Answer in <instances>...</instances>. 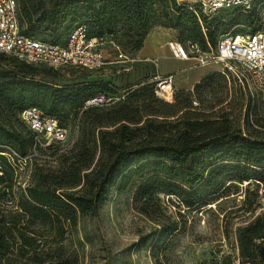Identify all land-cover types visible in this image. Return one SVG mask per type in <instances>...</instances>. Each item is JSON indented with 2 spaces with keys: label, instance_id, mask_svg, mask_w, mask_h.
<instances>
[{
  "label": "rangeland",
  "instance_id": "374dc122",
  "mask_svg": "<svg viewBox=\"0 0 264 264\" xmlns=\"http://www.w3.org/2000/svg\"><path fill=\"white\" fill-rule=\"evenodd\" d=\"M194 9L202 34V39L195 41L205 58L215 50L222 33L258 29L263 23L264 0H256L251 9L232 6L209 15L197 5ZM225 22L230 23L226 31L223 28ZM207 26H215V44L207 36ZM186 34L181 27L155 24L148 30L144 41L149 38L155 43H163L174 38L187 48L192 40L186 39ZM35 36L41 38L43 33L37 31ZM103 39L102 47L109 58L117 54L116 46L133 55L136 52L125 43L126 38H121L120 43L109 37ZM157 63L160 72L176 68L177 78L182 75L193 77L204 70L206 75L189 89L172 85V96L164 98L154 89L150 93L147 87L133 91L137 86L155 83L151 79L156 73L153 61L138 60L129 65L109 63L99 70L66 66L54 68L46 75L19 73L20 80H38L53 86L97 80L104 86L102 92H108L113 100L103 105V110L85 104L77 109L67 106L59 110L68 136L66 140L50 145L44 146L41 140L42 145H39L36 135L31 130L28 134L24 123H13V130L23 139V155L19 153L22 149L19 141L8 137V125L0 129V149L4 152H0V174L3 177L0 182V218L11 227L13 237L9 238L15 247L6 263L28 262L31 252L25 253L19 248L22 241L18 235L22 227L26 235L37 237V249L48 258L46 264H261L259 261L250 263L240 256L238 228L264 216V164L251 160L253 155H264V105L259 100L251 104L248 93L221 73V64L217 61L183 68L160 56ZM5 67L6 63L0 57V70ZM16 87L11 90L13 94H17ZM119 104H124L126 110L131 109V105L138 106L139 112L134 118L144 111L166 114L157 118L165 120L167 127L176 119L177 116L172 114L181 105L187 107L178 112V116L185 112L186 117L194 120L217 121L215 135L208 137L203 134L205 131L194 135L203 136L200 142L207 143L206 149L189 160L192 163L202 156L195 162L200 175L187 184L178 176L157 172L155 176H159L163 189L145 203L134 185L123 191L107 187L98 208L90 207L72 212L68 217L62 216L61 222L54 224V230L53 225L41 224L34 217L27 187L40 175L48 177L63 171L67 175L70 164L79 158L81 152L84 153L83 160L91 161L83 167L78 165L80 179L76 181L81 185L86 180L84 174L87 171L89 179L99 155V131L109 127V112ZM23 107L16 109L17 116ZM251 144L252 151L248 147ZM74 188L63 187L62 190ZM62 223L63 230L55 229ZM255 242L264 244V239Z\"/></svg>",
  "mask_w": 264,
  "mask_h": 264
},
{
  "label": "trees",
  "instance_id": "16d2710c",
  "mask_svg": "<svg viewBox=\"0 0 264 264\" xmlns=\"http://www.w3.org/2000/svg\"><path fill=\"white\" fill-rule=\"evenodd\" d=\"M17 14L23 33L36 37L35 32L39 31L43 36L37 38L59 44H63L71 30L79 24L85 25L90 37H109L118 43L121 38H126L125 43L134 51L143 45L148 30L155 24L181 27L187 31L185 38L188 40L202 39L197 11L178 4L176 0H17ZM229 26L230 23L225 22L224 31L228 30ZM213 28L207 26V36L210 42L215 44L216 30ZM128 54L132 56L131 53ZM0 57L6 63V67L0 70V129L3 130L4 126L8 125V137L22 145L20 155L24 154L23 139L13 130V123L20 125L23 122L19 115L17 116L16 109L36 105L45 113L55 115L65 126L59 110L66 109L67 106L69 109L80 108L85 99L104 90L102 83L97 80L81 81L71 86H53L38 80H20L19 73L46 75L51 74L54 68L30 64L4 53H0ZM147 78L149 77H145ZM153 84L155 83L149 82L137 86L133 91L147 87L151 93L155 89ZM15 87L18 88L17 94L11 92ZM119 105L113 112H109L107 117L110 123L108 126L111 128L106 127L99 131V155L89 179L87 171L84 174L86 180L81 185L76 181L80 179L78 171L81 169L78 165L83 167L91 161L83 160L84 153L81 152L79 158L70 164V172L67 175H64V171L50 174L48 177L40 175L27 187L32 198L34 217L41 224L47 223L51 227L53 225L54 230V224L61 222L62 216L68 217L72 212L84 211L90 207L98 208L107 187L123 191L134 185L136 193L140 194L145 203L155 192L163 189L159 176H155L157 172L172 177L178 176L187 184L200 175L195 162L202 159V156L192 163H189V160L206 149L207 143L200 142L203 136L194 135L204 131L203 134L208 137L215 135L218 131L214 128L217 121L194 120L186 117L185 112L178 116V112L187 107L181 105L172 114L177 116L176 119L167 127L165 120L157 118L166 114L144 111L141 116L134 118L135 113L139 112L138 106L131 105L132 110H126L124 104ZM96 107L105 109L103 105ZM154 115L155 117H152ZM179 125H183L181 129L178 128ZM25 127L30 134V129L26 125ZM248 147L252 151V144ZM0 152L3 153V150L0 149ZM251 160L264 164V155H253ZM2 181L0 174V182ZM63 187L75 188L62 190ZM10 229L4 219L0 218V264H8L5 260L14 253V242L9 238L13 237ZM55 229L63 230V223ZM24 232L22 227L19 228L18 236L22 241L19 248L25 253L31 252L28 262L24 264H46L48 258L37 249V237L26 235ZM257 239H264V216H259L238 228L240 256L250 263L259 261L264 264V244H257Z\"/></svg>",
  "mask_w": 264,
  "mask_h": 264
},
{
  "label": "built area",
  "instance_id": "2783aa9c",
  "mask_svg": "<svg viewBox=\"0 0 264 264\" xmlns=\"http://www.w3.org/2000/svg\"><path fill=\"white\" fill-rule=\"evenodd\" d=\"M256 0H177L180 5L195 11L194 6L205 13L213 14L220 8L236 6L251 9ZM262 25L253 31H228L222 33L209 56L203 57L197 42L189 41L186 48L179 40L169 38L166 45L173 57L190 60L192 64L203 65L209 61L221 64L220 71L228 80H234L249 95L253 104L259 100L264 105V10ZM103 38L90 37L83 24L76 25L63 44L45 41L25 34L21 30L17 14V0H0V53H4L27 63L52 68L72 66L74 68L99 70L109 63L129 65L135 58L117 48V54L109 58L105 54ZM157 95L164 97L162 84L167 81L173 85V74L160 75L156 72L152 78ZM173 88L171 90V94ZM113 100L108 92H98L87 98L85 105H106ZM20 120L36 135L39 145L64 141L68 133L59 119L45 113L36 105L23 107L19 112Z\"/></svg>",
  "mask_w": 264,
  "mask_h": 264
},
{
  "label": "crops",
  "instance_id": "0c3cea01",
  "mask_svg": "<svg viewBox=\"0 0 264 264\" xmlns=\"http://www.w3.org/2000/svg\"><path fill=\"white\" fill-rule=\"evenodd\" d=\"M147 37H149V34L147 35ZM168 40V39H167ZM166 40V41H167ZM166 41L163 43H155L152 39H146L143 42V45L136 50L135 54L132 56L135 58V61H153L156 65V72H158L160 75H165V74H169L172 73L173 74V85H176L178 88L180 89H189L190 87H192L195 83H197L200 79H202V77H204L206 75V71H201L198 74H196L193 77H190L188 75H182L180 77H175V70L172 69H167L163 72H160L159 69L157 68V59L160 56H165L168 59L173 60L174 62H176L179 67H191L193 64L190 60H181L178 58H175L171 55L169 48L166 45ZM166 49H168V51H165ZM153 78V76L151 77V79ZM178 81H181V83H178Z\"/></svg>",
  "mask_w": 264,
  "mask_h": 264
},
{
  "label": "bare ground",
  "instance_id": "6f19581e",
  "mask_svg": "<svg viewBox=\"0 0 264 264\" xmlns=\"http://www.w3.org/2000/svg\"><path fill=\"white\" fill-rule=\"evenodd\" d=\"M162 86L164 88V91L162 92L164 94V96H170V95L172 96V94H171L172 86L169 83H167V81H164Z\"/></svg>",
  "mask_w": 264,
  "mask_h": 264
}]
</instances>
